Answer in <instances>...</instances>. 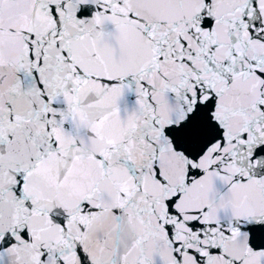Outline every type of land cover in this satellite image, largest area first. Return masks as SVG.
I'll return each instance as SVG.
<instances>
[{
  "label": "snow or ice",
  "instance_id": "snow-or-ice-1",
  "mask_svg": "<svg viewBox=\"0 0 264 264\" xmlns=\"http://www.w3.org/2000/svg\"><path fill=\"white\" fill-rule=\"evenodd\" d=\"M0 264H264V0H0Z\"/></svg>",
  "mask_w": 264,
  "mask_h": 264
}]
</instances>
